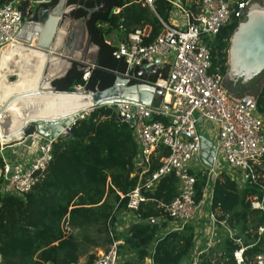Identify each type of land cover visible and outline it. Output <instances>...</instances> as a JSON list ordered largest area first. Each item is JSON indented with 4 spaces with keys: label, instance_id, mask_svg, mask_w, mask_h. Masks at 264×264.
<instances>
[{
    "label": "trees",
    "instance_id": "trees-1",
    "mask_svg": "<svg viewBox=\"0 0 264 264\" xmlns=\"http://www.w3.org/2000/svg\"><path fill=\"white\" fill-rule=\"evenodd\" d=\"M13 0H0L6 3ZM59 0H53L55 5ZM184 7L196 16L202 0H181ZM78 7L73 18L86 17L89 36L99 48L94 67L80 68L75 63L68 73L54 81L60 91L71 92L81 85L88 91L104 90L114 84L118 75H126L127 63L114 54L116 44L109 42L113 33L125 40L130 33L150 28L153 41L168 22L172 4L155 0L153 7L143 0H69ZM20 9L29 16V2L22 1ZM97 7L88 17V9ZM120 9L119 12H116ZM29 19L37 20L34 13ZM233 19L209 40L212 57L210 73L224 76L230 38L239 25ZM89 72L87 79L84 74ZM168 69L145 78L156 81L166 76ZM135 81H132L134 83ZM257 110L264 113V85L257 95ZM69 137L60 136L53 144V159L43 172L44 177L24 198L0 195V264H82L80 259L86 244L106 246L122 241L121 264H181L190 255L195 243L194 225L183 230L164 231L170 220L164 205L178 192L174 174L161 178L149 200L135 212L138 220L124 231L115 226L118 216L127 210L128 197L139 182L135 160L138 144L130 124L121 122L109 106L95 108L91 114L72 126ZM170 149L160 146L152 159L151 171L161 166V158ZM3 160L0 158V167ZM255 182L239 185L227 174L216 179L211 209L220 222L237 229L233 237L226 236L215 248L205 252L202 264H238L235 252L244 249L245 264H254L264 252V209L255 208L254 201L264 200V157ZM1 183V179H0ZM207 176L196 175V201L201 202ZM161 234V232H163ZM84 264H92L95 255L88 253Z\"/></svg>",
    "mask_w": 264,
    "mask_h": 264
},
{
    "label": "built area",
    "instance_id": "built-area-1",
    "mask_svg": "<svg viewBox=\"0 0 264 264\" xmlns=\"http://www.w3.org/2000/svg\"><path fill=\"white\" fill-rule=\"evenodd\" d=\"M17 1L0 2V54L8 45L18 43V33L33 15H24ZM154 1L143 0V4L153 7ZM167 1L172 4L176 22L163 21L162 32L151 42H145L150 37L147 26L130 33L114 51L117 58L125 59L128 76H133L136 69L156 58L160 60L156 63L159 70L168 68L165 77L160 76L154 81L163 92L160 99L150 106L127 101L117 102L115 108L108 106L115 110L121 122L130 124L133 121L139 148L136 158L139 182L127 194V209L136 212L149 200L146 192H153L162 177L174 174L178 192L164 207L169 217L178 223L174 230H183L188 225H195L197 220L201 203L196 201L197 174L207 176V185L212 192L222 173L239 185L259 178L258 168L264 157V113L230 96L222 88L223 76L210 73L209 40L233 19L240 20L242 10L251 0H202L196 16L181 0ZM88 76L87 71L84 78ZM94 109L80 113L75 121L88 117ZM206 123L217 127V138L215 142L211 141L212 145L204 140ZM39 136L34 155L1 154V196L11 194L24 198L44 177L43 172L53 159V144L57 138ZM160 146L168 147L170 154L161 158L158 169L151 171L152 159ZM253 206L264 209V200L254 201ZM211 216L214 223L229 227L228 221L219 222L212 210ZM260 232L264 233V226ZM121 243L114 241L95 257L92 264H121L124 258ZM243 252L242 248L234 254L238 264H245ZM203 254L199 252L187 264H202ZM254 264H264V252L257 255Z\"/></svg>",
    "mask_w": 264,
    "mask_h": 264
},
{
    "label": "water",
    "instance_id": "water-1",
    "mask_svg": "<svg viewBox=\"0 0 264 264\" xmlns=\"http://www.w3.org/2000/svg\"><path fill=\"white\" fill-rule=\"evenodd\" d=\"M76 7L77 4L70 5L69 0H59L55 5H49L39 19L24 23L17 35L18 43L11 47V54H0V140L17 133L24 135L31 123L38 124V134L44 138L69 137L72 126L77 122L75 117L82 112L108 105L115 108L120 101L150 106L154 98L163 93L154 81L145 78L159 63L158 58L140 68L134 76L118 75L114 84L104 90L67 92L56 89L54 81L64 77L77 63L72 58L69 40L65 39V26L70 23L66 15ZM96 10L97 7L88 9V17ZM86 19L82 17L79 21L83 34L86 33ZM32 41H35V45L31 44ZM230 43L229 67L221 81L222 88L243 104L256 107L257 99L254 96L259 93L264 76V0H251L242 10ZM91 45L92 40L88 36L82 60L86 59ZM56 59L70 64L61 73L53 74ZM96 63L86 67H94ZM80 65V68H84L86 64L80 62ZM46 79L50 88L43 87ZM22 80H34L35 85L26 92L18 91ZM79 92H82V97L62 101L60 97L52 99L49 96L64 97ZM65 114L69 115L52 119ZM130 125L133 129V121H130ZM204 140L212 145L205 137ZM205 149L209 150L208 146Z\"/></svg>",
    "mask_w": 264,
    "mask_h": 264
},
{
    "label": "crops",
    "instance_id": "crops-1",
    "mask_svg": "<svg viewBox=\"0 0 264 264\" xmlns=\"http://www.w3.org/2000/svg\"><path fill=\"white\" fill-rule=\"evenodd\" d=\"M21 1H28L29 2V10L34 14H37V19H39L40 15L45 13V10L49 5H52L53 0H21ZM43 3V4H42ZM70 4V3H69ZM75 4V3H73ZM72 5V4H70ZM78 7V5H77ZM76 7V8H77ZM75 8V9H76ZM73 9L67 17L68 21H70L69 25L65 26L66 27V32H65V39L69 40L70 43V51L72 58L76 60L77 64L79 66L80 62H84L85 69H88V65H93L95 62L98 60V54H99V48L96 44L92 42V45L89 48L88 54H86V59L82 60V57H84V48L87 43V39L89 36L88 29L86 26V21H85V26H86V33L83 34L82 27L79 25V21L81 18H73L71 13L75 10ZM120 9H117L116 12H119ZM169 21L171 22H176L175 20V15L171 11ZM121 40H119L118 35L116 33L111 34L109 42L118 44ZM69 66L70 62L65 61ZM75 64V63H74ZM55 68V67H54ZM168 69V68H167ZM139 71V68L136 69L133 72V76L135 73ZM157 71H162L159 70L157 64H155L152 68V71L148 74L151 75ZM160 99L159 96H156L153 101L157 102ZM205 131V132H204ZM203 133L206 135L208 134L209 136L206 135V139L212 142L216 141L217 138V127L214 124L206 123L203 126ZM136 163V160H135ZM138 174V171L134 173L133 175ZM212 188L208 185H206L205 192H204V197L203 200L200 203L199 206V211L197 214V220L194 225L195 229V243L192 252L190 253L189 256H187L181 264H187V262L193 258L196 257L199 252L205 253L211 248H215L220 242L223 240L224 237L226 236H231V232L233 233V236L236 233L237 229L232 228V227H226L223 224H217L213 222L212 216H211V204H212ZM120 217L122 223H119V219L117 221V224L115 226V229L117 231H124L126 230L130 224L134 221H137V215L133 211H129L128 209L125 211H122L118 218ZM178 226V223L170 218V220L167 223V227L164 229V231H173L176 227ZM161 232V234L164 233ZM232 237V236H231ZM122 242V241H121ZM124 260V258H123ZM122 260V261H123ZM86 258L81 257L80 263L84 264L86 263Z\"/></svg>",
    "mask_w": 264,
    "mask_h": 264
},
{
    "label": "rangeland",
    "instance_id": "rangeland-1",
    "mask_svg": "<svg viewBox=\"0 0 264 264\" xmlns=\"http://www.w3.org/2000/svg\"><path fill=\"white\" fill-rule=\"evenodd\" d=\"M21 2H22L21 0L17 1L18 6H20ZM66 17H70V16H68V14H67ZM230 45H231V43H230ZM230 45H229V47H230ZM228 67H229V51H228V57H227V71H228ZM226 74H227V72H226ZM226 74L223 77H225ZM263 85H264V76H263V83H262L261 88L263 87ZM261 88H260V90H261ZM75 90H85V88L84 87H79V88L75 87ZM254 97L257 98V96H254ZM206 135L209 136L208 134H206ZM39 138H40V136L38 134V124L37 123H31L26 128L25 134L22 136V139H15L9 143L0 144V158H2L1 154H6L7 152H12V154H15L18 157H29L31 155H34L33 153H35V147H36L37 143H39V141H38ZM118 219H119V223H122L120 217ZM237 232L238 231H236V233ZM94 237L99 239V246H97L93 243L92 244H86L84 246L82 257H85L86 260L88 259V256H89L88 253L89 252H91L95 256H97L98 254H100L101 251L107 249V247H108L104 244L102 239L97 237L96 233H93V238Z\"/></svg>",
    "mask_w": 264,
    "mask_h": 264
},
{
    "label": "bare ground",
    "instance_id": "bare-ground-1",
    "mask_svg": "<svg viewBox=\"0 0 264 264\" xmlns=\"http://www.w3.org/2000/svg\"><path fill=\"white\" fill-rule=\"evenodd\" d=\"M31 44H34L35 45V41H32L31 42ZM13 45H8L7 47H5L4 48V53H6L7 55L6 56H9L10 54H11V52H12V50H11V47H12ZM3 59H4V57H3ZM54 64H55V68H53V70H52V72H53V74H58V73H61L64 69H66L67 67H68V64L66 63V62H64V60H62V59H56L54 62H53ZM52 75V74H51ZM50 76V75H49ZM33 85H35V81L33 80V81H31V80H25V81H21V83L18 85V91H21V92H26L27 90H29V89H31L32 88V86ZM43 87L45 88H50L49 87V83H48V81H47V79L44 81V83H43ZM49 96L53 99L54 97H60V99L59 100H64V99H70V98H72V97H75V98H79V97H82L83 96V94H82V92H79V93H77V94H73V95H65L64 97H63V95H54V94H49ZM69 114H65V115H61V116H59V117H53L52 119H54V120H58V119H60V118H66L65 116H68ZM1 127V126H0ZM0 130H1V128H0ZM1 132H2V130H1ZM22 136H23V133H17V135H14V136H11V137H8V139H2V140H0V143L1 144H3V143H8V141H13V140H15V139H20V138H22Z\"/></svg>",
    "mask_w": 264,
    "mask_h": 264
}]
</instances>
